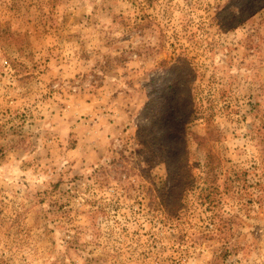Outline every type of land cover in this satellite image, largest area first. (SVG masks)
<instances>
[{"label": "rangeland", "instance_id": "374dc122", "mask_svg": "<svg viewBox=\"0 0 264 264\" xmlns=\"http://www.w3.org/2000/svg\"><path fill=\"white\" fill-rule=\"evenodd\" d=\"M243 1L0 0V264H264V8ZM184 59L172 206L138 134Z\"/></svg>", "mask_w": 264, "mask_h": 264}, {"label": "trees", "instance_id": "16d2710c", "mask_svg": "<svg viewBox=\"0 0 264 264\" xmlns=\"http://www.w3.org/2000/svg\"><path fill=\"white\" fill-rule=\"evenodd\" d=\"M243 2L248 3L250 7L257 4L255 12L264 8V0ZM229 9L231 7L227 6L219 14L221 16L226 13L224 20L233 16ZM218 20L223 28L229 26L228 28L235 29L238 24L236 16L228 24ZM195 77L194 69L184 59L171 69L169 76L159 84H154L147 105L150 124L141 128L138 134L142 150L159 156L166 166L170 184L167 200L172 206L180 202L186 182L190 179L186 139L187 124L195 113V98L191 86Z\"/></svg>", "mask_w": 264, "mask_h": 264}]
</instances>
